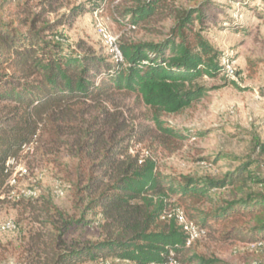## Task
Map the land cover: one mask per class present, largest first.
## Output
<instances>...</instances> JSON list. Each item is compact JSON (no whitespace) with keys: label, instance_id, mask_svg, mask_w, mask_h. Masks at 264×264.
Listing matches in <instances>:
<instances>
[{"label":"trees","instance_id":"obj_1","mask_svg":"<svg viewBox=\"0 0 264 264\" xmlns=\"http://www.w3.org/2000/svg\"><path fill=\"white\" fill-rule=\"evenodd\" d=\"M57 1L38 0L40 10L27 21L0 17V209L11 205L30 210L42 227L29 236L27 264L107 258L148 264L169 257L183 264L220 263L191 251L193 244L186 245L182 226L174 217H163L171 207L181 208L201 233L208 235L217 227L224 238L264 244V192L248 191L214 203L210 196L215 188L241 185L242 170L219 178L163 174L150 154L152 148L182 141L191 133L165 126L157 113L150 119L153 124H145L149 121L129 119L104 103L115 93H136L155 112L176 114L197 101L207 90L199 81L226 72L220 53L203 33L208 0H190L187 5L121 0L112 6L111 18L125 29L153 30L159 37L122 38L120 61L64 47L60 33L54 32L63 20L43 18ZM78 11L77 6L63 16ZM152 20L170 24L166 30L155 29L148 26ZM45 134L49 140H41ZM30 142L39 147L49 142L54 149L65 146L76 159L75 202L82 206V217L90 212L99 219L100 239L68 242L64 231L75 220L51 199L38 204L33 198L13 196L6 160L19 158L22 146ZM138 144L149 154L129 152ZM205 202L213 204L203 208Z\"/></svg>","mask_w":264,"mask_h":264},{"label":"rangeland","instance_id":"obj_2","mask_svg":"<svg viewBox=\"0 0 264 264\" xmlns=\"http://www.w3.org/2000/svg\"><path fill=\"white\" fill-rule=\"evenodd\" d=\"M172 1L182 5L193 3ZM37 2L0 0V17L27 21L32 13L40 10ZM119 3L121 0H58L54 11L46 12L43 18L63 20L54 32L60 33L64 47L78 54H102L111 61L114 59L98 33L97 21L102 22L118 42L128 37L135 40L159 38L153 30L141 28L134 32L115 22L111 18V8ZM77 6L79 11L75 15L63 16ZM203 8L209 16L202 24L203 33L220 53L222 62L232 68V75L222 72L215 78L200 80L207 90L176 114L155 112L136 93H115L104 103L129 119L148 120L145 124H153L150 119L157 113L165 126L191 133L182 141L152 148L150 154L163 174L219 178L226 172L242 170L245 178L238 187L227 185L210 191L214 203L248 191L264 192V0H248L243 6L229 0H208ZM169 24V20H152L148 26L166 30ZM156 136L160 138L161 135L156 133ZM41 140L49 139L45 134ZM27 145L30 149L21 151L20 157L8 165L12 170L8 185L13 186V196L33 198L38 204L45 198L51 199L69 219L75 220L64 231L68 242L100 239L99 219H94L90 212L82 217V206L75 202L72 183L77 176L76 159L65 146L54 149L49 142H42L41 147L35 142ZM136 151L141 155L149 154L143 144L129 149L132 154ZM59 189L63 191L61 195L57 192ZM213 203L205 202L201 206L207 208ZM7 220H12L15 228L0 231V264H27L25 249L29 236L42 227L34 221L32 211L19 206L5 205L0 209V223ZM214 228L208 235L199 233L192 252L217 258L220 260L217 264H264V244L224 238L221 230ZM82 264L127 263L107 258Z\"/></svg>","mask_w":264,"mask_h":264},{"label":"built area","instance_id":"obj_3","mask_svg":"<svg viewBox=\"0 0 264 264\" xmlns=\"http://www.w3.org/2000/svg\"><path fill=\"white\" fill-rule=\"evenodd\" d=\"M96 28L98 30L99 35L102 37V40L106 45V48L108 49V53L112 56L114 61H120L122 59V56L119 50L118 41L116 37L113 36L100 21L96 22ZM226 73H228L229 75L233 74V70L232 68H230L229 65H226ZM29 149H30V145L24 144L22 146V151L24 152L28 151ZM15 161L16 158L9 157L6 160V165L13 164ZM11 180L14 181V178H12ZM57 192L60 195L63 193L61 189L57 190ZM163 217H168V218L174 217L177 223L182 226L183 230L188 235L186 245L190 246L193 244L194 240L198 237L200 230L197 228V226L194 224V222L191 219L187 218L186 214L181 208L171 207L164 213ZM14 228H15V223L12 220H7L0 223V231L13 230ZM254 244L259 245L261 243H254ZM148 264H183V263L172 257H169L167 260L163 262H150Z\"/></svg>","mask_w":264,"mask_h":264}]
</instances>
